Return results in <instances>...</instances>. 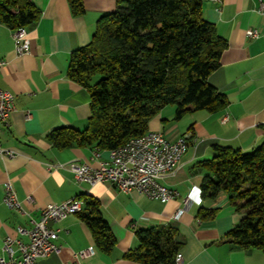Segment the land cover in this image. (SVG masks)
<instances>
[{"label":"crops","instance_id":"0c3cea01","mask_svg":"<svg viewBox=\"0 0 264 264\" xmlns=\"http://www.w3.org/2000/svg\"><path fill=\"white\" fill-rule=\"evenodd\" d=\"M29 1L39 9L40 17L25 28L28 54H15L12 30L0 25V89L14 98L10 128L2 130L0 144L15 154L0 157V248L5 237L27 244L29 217L37 220L47 205L85 197L97 202L98 215L109 226L115 239L112 252L98 250L77 213L50 224L57 230L55 244L61 251L38 264H139L124 259L138 247L136 232L168 225L179 230L182 264H264L260 251L222 242L239 221L223 194L215 200H195L207 175L198 164L214 157V146L248 153L264 143V0L202 2V18L226 43L208 83L226 99L227 106L218 113H189L179 121H173L175 107L167 106L149 121L148 132L160 133L169 142L184 138L188 144L179 165L160 179L179 195L164 204L136 192H119L110 184L90 187L76 182L70 164L97 168L107 154L102 151L99 160H91L95 148L57 150L47 141L57 128L80 131L87 125L89 92L67 78L69 58L89 43L97 21L115 10L116 0H82L84 13L79 17L71 15L67 0ZM253 31L257 37L248 38ZM224 116L225 124L221 122ZM7 182L26 216L3 205ZM28 197L31 203L26 202ZM187 197L194 200L189 206L184 205ZM79 211L91 212L85 204ZM208 211H215L211 219L198 218L200 212ZM17 228L24 233L19 234ZM90 247L94 250L91 257L75 259L77 252Z\"/></svg>","mask_w":264,"mask_h":264},{"label":"trees","instance_id":"16d2710c","mask_svg":"<svg viewBox=\"0 0 264 264\" xmlns=\"http://www.w3.org/2000/svg\"><path fill=\"white\" fill-rule=\"evenodd\" d=\"M203 0H116L100 18L89 43L72 52L67 78L89 92V118L83 130L57 128L47 141L57 150H115L148 132V123L164 107L174 106L173 121L196 111L218 113L226 99L209 83L226 43L202 18ZM70 13H84L82 0H67ZM40 17L29 0H0V25L28 28ZM198 167L207 172L199 186L202 200L223 194L239 216L222 242L264 256V143L248 153L214 146V157ZM90 213L78 215L95 246L110 254L115 239L98 215L97 202L78 199ZM215 211L200 212L209 220ZM179 230L136 232L138 247L124 259L139 264H175L182 247Z\"/></svg>","mask_w":264,"mask_h":264},{"label":"built area","instance_id":"2783aa9c","mask_svg":"<svg viewBox=\"0 0 264 264\" xmlns=\"http://www.w3.org/2000/svg\"><path fill=\"white\" fill-rule=\"evenodd\" d=\"M219 5L221 0H207ZM14 52L17 56H23L29 52V42L25 28L12 31ZM248 38L257 37L255 31L247 35ZM14 111L13 96L0 89V134L2 130L10 128V118ZM221 122L225 124L227 117L224 116ZM188 144L184 138L175 142H169L160 133L147 132L145 135L129 140L125 145L115 150L106 151L107 158L101 161L97 168H92L89 164L72 163L69 168L74 174L78 183H84L90 187L98 184H110L122 193L136 192L149 200L158 201L162 204L178 197L175 190L169 189L160 183L162 176L172 173L179 165L183 155L186 153ZM99 150H95L91 160H99L101 156ZM15 154L4 150L0 144V157L13 158ZM200 193L196 196L199 202ZM194 200L187 197L185 206H189ZM31 203V197L26 199ZM3 205L16 213L25 215L22 203L18 200L16 192L10 182L4 184ZM81 202L78 199L70 200L60 205H47L40 213L37 220L29 217L31 225L26 233L28 243L24 244L20 240L5 237L0 248V264H38L39 260L45 259L52 254H59L61 247L55 244L57 230L50 226L64 220L68 216L76 215L80 210ZM183 211H180L174 219H177ZM19 234L24 231L17 228ZM94 254L93 248L77 252L74 257L82 260ZM175 264H182L180 261ZM79 264V263H74Z\"/></svg>","mask_w":264,"mask_h":264},{"label":"bare ground","instance_id":"6f19581e","mask_svg":"<svg viewBox=\"0 0 264 264\" xmlns=\"http://www.w3.org/2000/svg\"><path fill=\"white\" fill-rule=\"evenodd\" d=\"M204 1H207V0H204ZM179 261H180V254H177L174 262H179Z\"/></svg>","mask_w":264,"mask_h":264},{"label":"clouds","instance_id":"9594fccd","mask_svg":"<svg viewBox=\"0 0 264 264\" xmlns=\"http://www.w3.org/2000/svg\"><path fill=\"white\" fill-rule=\"evenodd\" d=\"M200 193V192H199Z\"/></svg>","mask_w":264,"mask_h":264}]
</instances>
